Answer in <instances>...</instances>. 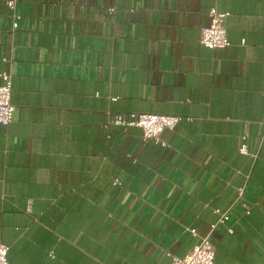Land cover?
I'll return each mask as SVG.
<instances>
[{"label":"crops","instance_id":"obj_1","mask_svg":"<svg viewBox=\"0 0 264 264\" xmlns=\"http://www.w3.org/2000/svg\"><path fill=\"white\" fill-rule=\"evenodd\" d=\"M7 1L10 264H172L207 236L217 264H264V0ZM213 9L229 14L226 49L201 44ZM118 113L182 122L162 145L110 126ZM243 187L249 214L235 205Z\"/></svg>","mask_w":264,"mask_h":264},{"label":"built area","instance_id":"obj_2","mask_svg":"<svg viewBox=\"0 0 264 264\" xmlns=\"http://www.w3.org/2000/svg\"><path fill=\"white\" fill-rule=\"evenodd\" d=\"M8 7L15 11L16 1L8 0ZM229 14H221L216 9L210 12L211 24L201 31V44L209 50L226 49L231 46L225 28V20ZM20 16L14 17L12 25L13 30L19 28ZM3 84L0 85V125L4 128H9L16 117L17 108L12 104V78L9 74L1 75ZM182 122V118L159 114H115L109 122V125L121 128H138L143 131L145 141L154 140L158 144L165 145L161 140V135L166 131H174ZM246 140V139H244ZM241 154L249 155L246 144L240 149ZM257 158V155L253 156ZM246 187L238 190V200L236 206H241L247 214L251 207L245 200ZM221 214L220 211H217ZM229 220L227 213L221 214L220 223ZM192 233L196 235V231ZM10 247L0 241V264H10L9 262ZM172 264H217L216 249L211 242L210 236L201 239V242L193 248V250L185 257H174Z\"/></svg>","mask_w":264,"mask_h":264},{"label":"trees","instance_id":"obj_3","mask_svg":"<svg viewBox=\"0 0 264 264\" xmlns=\"http://www.w3.org/2000/svg\"><path fill=\"white\" fill-rule=\"evenodd\" d=\"M118 114H119V113H118ZM131 114H137V113H131ZM114 115H115V114H114ZM114 115H113V116H114ZM126 115H129V114H126ZM113 116H112V117H113ZM110 126H111V125H110Z\"/></svg>","mask_w":264,"mask_h":264}]
</instances>
